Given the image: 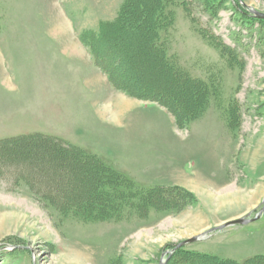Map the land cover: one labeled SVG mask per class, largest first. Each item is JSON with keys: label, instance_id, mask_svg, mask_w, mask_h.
Instances as JSON below:
<instances>
[{"label": "rangeland", "instance_id": "1", "mask_svg": "<svg viewBox=\"0 0 264 264\" xmlns=\"http://www.w3.org/2000/svg\"><path fill=\"white\" fill-rule=\"evenodd\" d=\"M124 1L0 0V264L264 254V211L211 232L254 215L264 196V19L247 10L264 14V0L166 3L159 42L204 90L159 66L137 31L145 11L127 19ZM187 87L198 96L189 115L179 106ZM33 134L60 142L20 139ZM68 145L149 198L113 207L94 162ZM207 231L171 260L177 243Z\"/></svg>", "mask_w": 264, "mask_h": 264}, {"label": "trees", "instance_id": "2", "mask_svg": "<svg viewBox=\"0 0 264 264\" xmlns=\"http://www.w3.org/2000/svg\"><path fill=\"white\" fill-rule=\"evenodd\" d=\"M142 1H144L146 3V5H144L142 3ZM170 1L171 0H125L123 2V4L121 5L120 11L121 10L123 11L124 8H127V11H126L127 17L126 18L130 19L132 16H133L132 18H134V15L136 14V10H144L145 15H144V18L140 20V22L138 24L137 31L139 32V36H141L144 39V43H145L146 47L152 53H154L156 55L159 66H161L162 68H165L167 70V72L171 75L172 78L174 77L177 79L178 78L182 79L187 84L188 83H192V84L201 83L202 90H204V86H203L202 82L198 81L197 79L190 78L185 73L184 74L181 73V71L176 66V64H174V61H172L171 59H169L167 57V54L165 53L166 52L165 47L162 46L161 43L159 42V35H157V33H158L159 28H161L164 23H167L168 18L166 17V13H164V10H165L166 3L170 2ZM185 1L186 0H181L182 5H184V6H185ZM193 1L194 2H200V3L205 2L204 0H193ZM186 10H188V9L186 8ZM210 10L213 11V9H210ZM211 11H209V13H211ZM188 12H190V11L188 10ZM116 21H114V22H116ZM114 22H111V23L113 24ZM144 30H146V31H144ZM96 36L98 37L99 35H96ZM93 53H94V51H93ZM94 57L96 59L95 54H94ZM189 89H190V87L189 88L187 87L186 91H188V92H187V95L184 97L183 101H182V99L179 98V102H180L179 106L181 108L178 106L180 108V112L183 109V113L187 112L188 115L193 114V111L190 110L189 107L187 108V106L189 104H191L192 98H195L196 100H198L197 94L191 93V91ZM180 104L181 105L183 104V106H181ZM21 138H23L24 140H28L30 143L37 142V143H41V144L58 145V143L60 142L59 139L52 137L50 135H45V134H33V135H27L24 137H20V139ZM10 139L11 140L13 139L14 141H19L18 140L19 138H16V137H14V138L12 137ZM74 149L81 151L82 156L84 158L91 159L94 162V163H92V161H90L93 164V167H92L93 170L96 173H98L99 177L101 179H103V182L106 183V185L110 186V188H111L110 190L108 189V191L105 189L106 192L103 193V196L104 197L106 196V202H109V201L112 202L110 205H112L113 207H116V206L121 207V205H122V203H124L123 201L125 199L131 200L132 198L136 199V197H137L139 199L138 202L140 204H144L145 203L144 198L145 199L149 198V191L150 190H148L147 193H144L140 196H137L138 194L136 193L135 187L130 185L131 181L128 179V177H126L120 171L112 168L110 165L102 162V160H100L98 157H96V155H91L89 153H86V152L82 151L81 149H79L78 147H75L72 145H68V148L63 149L62 151L74 153ZM78 151H77V153H78ZM96 168L98 169V171L95 170ZM125 183H127V185ZM94 195L95 194L93 193L92 196H90L93 198V201H88V203L91 202V203H94L96 205V203H98L99 201L97 200V197H93ZM117 201H119V202H117ZM133 202H135V201H133ZM104 207L102 206L101 208L104 209ZM95 214H98V213H95ZM179 249L180 248L175 249L170 254V256L172 255L171 260H172L173 256L175 255V253L180 252ZM201 256H202V258H207V259L213 260V262H211L213 264H264V254H256V255L249 257V258H247L243 261H240V262L234 261L231 259H223V258L218 259L217 256L210 255V254H204Z\"/></svg>", "mask_w": 264, "mask_h": 264}, {"label": "water", "instance_id": "3", "mask_svg": "<svg viewBox=\"0 0 264 264\" xmlns=\"http://www.w3.org/2000/svg\"><path fill=\"white\" fill-rule=\"evenodd\" d=\"M239 2L241 3V1L239 0ZM247 10L249 12V14L254 17V18H264V14L255 10L254 8L252 7H247ZM264 211V196H263V199H262V204H261V208L259 209V211H257L254 215H251L250 213L244 215V216H241V217H238V218H235V219H231V220H228L224 223H222L221 225L217 226V227H214L211 229V232H217L227 226H230V225H234V224H244V223H247V222H250V221H253V220H256L258 219L262 213ZM207 232H203L201 234H198V235H195L193 237H190L188 239H185L183 241H181L180 243H177L175 246H174V249L178 248V247H181L182 245H185V244H189V243H192V242H195L205 236H207ZM5 248V247H4ZM174 249L170 252L172 253L174 251ZM1 250V249H0ZM166 260V259H165ZM159 264H164V262H160Z\"/></svg>", "mask_w": 264, "mask_h": 264}, {"label": "crops", "instance_id": "4", "mask_svg": "<svg viewBox=\"0 0 264 264\" xmlns=\"http://www.w3.org/2000/svg\"><path fill=\"white\" fill-rule=\"evenodd\" d=\"M65 21H67L68 24L71 25V23L68 20H66L65 17L63 18V16H62V19H60V21H59V23H60L59 25H60L61 28H63V27L65 28ZM56 30H58V31L56 32ZM55 32H56V34L59 33L60 32V29L59 28L58 29L56 28L55 29Z\"/></svg>", "mask_w": 264, "mask_h": 264}, {"label": "bare ground", "instance_id": "5", "mask_svg": "<svg viewBox=\"0 0 264 264\" xmlns=\"http://www.w3.org/2000/svg\"><path fill=\"white\" fill-rule=\"evenodd\" d=\"M264 19V18H263ZM55 30V29H54Z\"/></svg>", "mask_w": 264, "mask_h": 264}]
</instances>
